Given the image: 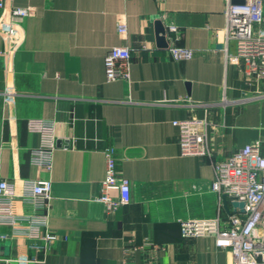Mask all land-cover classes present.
Here are the masks:
<instances>
[{
  "label": "crops",
  "instance_id": "1",
  "mask_svg": "<svg viewBox=\"0 0 264 264\" xmlns=\"http://www.w3.org/2000/svg\"><path fill=\"white\" fill-rule=\"evenodd\" d=\"M3 2L0 23L12 8L33 12L0 30V179L18 187L51 179L48 209L18 201L15 212L47 215L48 228L66 238L43 253L0 222V264H123L126 256L132 264H233L214 236L182 235L185 220L236 210L211 190L212 160L182 154L174 124L208 118L216 160L258 140L264 152V80L254 84L245 62L227 60L226 0ZM158 18L168 48L157 45ZM114 46L132 49L128 80L106 79ZM174 47L193 56L174 58ZM40 119L55 122L60 140L51 171L32 163L43 136L28 123ZM107 149L131 184L130 203L113 211L97 199Z\"/></svg>",
  "mask_w": 264,
  "mask_h": 264
},
{
  "label": "built area",
  "instance_id": "2",
  "mask_svg": "<svg viewBox=\"0 0 264 264\" xmlns=\"http://www.w3.org/2000/svg\"><path fill=\"white\" fill-rule=\"evenodd\" d=\"M234 3L226 0L224 51L228 61L246 63L248 78L258 85L264 80V0H243ZM0 0V9L4 8ZM31 8L15 7L10 20L0 23V30L8 32L14 23L30 15ZM169 30L177 31L176 26ZM122 36L128 33L125 21L118 24ZM232 49V51H231ZM174 58L193 56L192 50L171 48ZM132 49L114 46L106 54L104 64L108 81L128 80ZM225 100V98H224ZM228 102L226 99L224 103ZM179 127V143L183 155L209 157L214 168L211 190L222 199L244 202V211L235 208L227 219L218 215L211 219H191L181 223L183 236L212 235L220 247L228 249L233 264H264V152L261 141H255L233 151L222 160H216V150L209 132L208 118L191 117L175 120ZM29 130L42 134V144L32 150V163L51 171L54 151L57 147L55 122L45 119L31 120ZM106 174L101 182V195L97 198L108 211H113L131 201V184L117 169L115 151H105ZM1 169V164H0ZM51 179H22L20 186L15 182L0 179V222L14 228V235H21L36 242L34 250L47 253L52 245L62 239L60 234L48 228L47 215L29 214L18 216L15 203L30 204L35 209L46 210L52 198ZM117 191V196L113 192ZM126 255L129 252L126 250ZM123 264H132L126 256Z\"/></svg>",
  "mask_w": 264,
  "mask_h": 264
},
{
  "label": "water",
  "instance_id": "3",
  "mask_svg": "<svg viewBox=\"0 0 264 264\" xmlns=\"http://www.w3.org/2000/svg\"><path fill=\"white\" fill-rule=\"evenodd\" d=\"M243 0H234V3H243ZM154 26H155V32H156V42L159 47L162 48H168L169 43L167 40V29L166 26L164 25L163 21L161 19H155L154 21ZM57 144L60 145V140L57 141ZM224 206L226 209H229L228 207V199L224 197ZM232 205L235 208H240L241 211H244V202H238V201H233Z\"/></svg>",
  "mask_w": 264,
  "mask_h": 264
}]
</instances>
